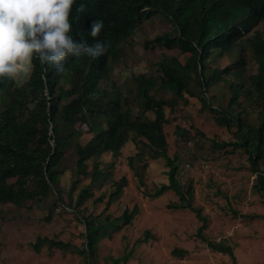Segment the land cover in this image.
Segmentation results:
<instances>
[{"label":"trees","instance_id":"16d2710c","mask_svg":"<svg viewBox=\"0 0 264 264\" xmlns=\"http://www.w3.org/2000/svg\"><path fill=\"white\" fill-rule=\"evenodd\" d=\"M81 5L83 12L78 11ZM154 14L163 15L172 24V30L156 35L146 44L176 48L190 56L182 63L177 56L163 54L156 63L159 74H133V95L130 91L123 93L118 87L113 91L103 87L112 63L121 56L120 44L133 34L141 20ZM69 19L74 41L85 39L93 44L101 40L107 43V51L96 58L70 55L62 72L33 56L32 72L22 84L17 85L16 80L9 77L0 78L1 204L19 206L23 201L34 203L55 194L52 211L58 205H61L59 210L72 208L83 222L85 240L78 253L91 260L99 241L130 224L138 212L136 205L131 209L126 207L114 217L104 210L121 193L126 184L124 176L113 183L115 189L100 213L81 211L86 200L93 198L94 203L102 200V196L94 197L93 189H99L108 181L109 171L99 168L97 159L104 153L116 159L131 139L138 145L135 155L128 157L131 167L135 157L147 155L162 158L168 168V182L155 187L150 197L172 190L178 202L170 206L188 208L204 221L200 208L192 203L193 188L183 186L177 178V157L168 154L164 133V125L168 123L165 107L185 99V94L197 97L202 109L212 113L217 125L236 127V140L213 139V146L243 149L256 173L254 187L264 193V167L260 168V163L264 164V0H75ZM96 20H103L104 27L99 36L93 38L89 33ZM259 24L262 28L255 29ZM243 41L248 43L257 64L256 73L249 76L252 89L246 88L244 98V101L257 102L255 124L244 121L238 109L240 106L245 109L243 101L239 100L246 63L243 53L236 62L222 68L207 63L214 51L230 53ZM231 74L234 79H228ZM64 80L74 81L73 87H65ZM220 81H224L228 89L227 109L219 103L215 105L207 95ZM163 92L171 93L173 98L166 101L159 97ZM66 99L69 100L64 102ZM77 124L85 125L92 133L84 144L79 141L83 132ZM176 132L186 131L176 126ZM68 148L74 155L72 183L78 182L80 177L89 178V183L80 187L71 205L63 200L59 187L62 173L59 166ZM89 160L91 169H88ZM136 176L144 186L143 175ZM196 234L211 250L227 254L232 264H236L231 244L223 239L210 240L202 233V227ZM45 241L59 249L69 247L66 242L47 237H37L30 245L38 252ZM185 253V249L173 251L180 257ZM129 257V252L111 256V264H126Z\"/></svg>","mask_w":264,"mask_h":264},{"label":"rangeland","instance_id":"374dc122","mask_svg":"<svg viewBox=\"0 0 264 264\" xmlns=\"http://www.w3.org/2000/svg\"><path fill=\"white\" fill-rule=\"evenodd\" d=\"M262 28L261 24L255 29ZM172 30V24L161 14H154L141 20L133 34L120 44L121 56L112 63V69L102 86L113 91L118 87L123 93L131 92L134 84L132 75L138 73L159 74L157 61L163 54L177 56L184 63L190 56L178 49H166L152 45L156 35ZM243 53L246 63L243 69L242 90L239 100L243 105L238 109L241 117L248 123H256L257 102L246 99V88L250 87V75L257 71V64L246 41L236 44L233 51L224 53L216 50L207 60L211 67H225L236 62ZM29 76L21 75L15 79L22 84ZM228 79H234L233 74ZM73 82L64 80L62 84L73 87ZM75 93V92H74ZM228 89L224 81L214 84L208 96L214 104L227 109ZM166 101L173 98L169 92L158 94ZM177 103L167 105L165 114L168 123L164 125L167 152L177 157V178L183 186L193 188L194 206L199 207L205 220L201 221L190 209L173 206L178 196L168 190L152 198L155 187L167 183V166L162 158L133 159V167L128 157L135 155L138 145L128 140L115 159L110 153L102 154L98 159L99 168L109 171L108 181L93 189L94 197L102 200L94 203L93 198L84 202L81 211L85 214L100 213L114 182L122 176L126 184L119 196L104 209L111 216L120 215L128 207H138L132 222L114 232L110 238L99 241L98 248L91 260L78 253L83 247L85 226L72 208L59 210L55 207V194L34 203L23 201L19 206L0 203V264H111L110 257H119L127 252L130 257L126 264H232L230 256L211 250L206 242L196 234L202 227V233L210 240H225L233 247L236 264H264V193L257 191L256 173L252 171L247 153L240 148H216L212 140H236V127L227 128L215 123L212 113L203 110L200 100L184 95ZM254 98V94L251 95ZM69 99L64 100L67 102ZM79 125V124H77ZM176 126L185 129L179 134ZM82 135L79 141L84 144L92 133L85 125H79ZM110 163L112 165L110 166ZM92 161H88L91 169ZM59 187L63 191V200L74 204L82 185L89 178H74V155L72 149L64 152L60 164ZM264 164L260 163L262 169ZM143 175L145 185L139 184L136 175ZM237 212V213H235ZM50 217L49 220L46 218ZM37 237H47L68 243L66 250L51 246L48 241L41 244L38 252L31 243ZM185 249L183 257L173 254L174 249Z\"/></svg>","mask_w":264,"mask_h":264},{"label":"clouds","instance_id":"9594fccd","mask_svg":"<svg viewBox=\"0 0 264 264\" xmlns=\"http://www.w3.org/2000/svg\"><path fill=\"white\" fill-rule=\"evenodd\" d=\"M75 0H0V78L27 77L33 69V56L42 64H51L57 72L64 62L74 57H99L107 43L96 40L89 44L72 39L70 13ZM79 12L84 11L81 5ZM103 20L91 25L90 36L96 38Z\"/></svg>","mask_w":264,"mask_h":264}]
</instances>
